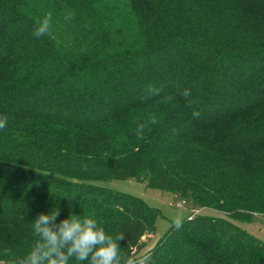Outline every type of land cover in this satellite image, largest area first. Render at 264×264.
<instances>
[{
    "label": "trees",
    "instance_id": "16d2710c",
    "mask_svg": "<svg viewBox=\"0 0 264 264\" xmlns=\"http://www.w3.org/2000/svg\"><path fill=\"white\" fill-rule=\"evenodd\" d=\"M0 116V259L58 208L137 255L158 212L97 184L116 179L222 214L173 225L151 264H264L239 226L264 218V0H0Z\"/></svg>",
    "mask_w": 264,
    "mask_h": 264
},
{
    "label": "clouds",
    "instance_id": "9594fccd",
    "mask_svg": "<svg viewBox=\"0 0 264 264\" xmlns=\"http://www.w3.org/2000/svg\"><path fill=\"white\" fill-rule=\"evenodd\" d=\"M69 13L65 19L70 20ZM52 28V13H47L37 22L33 35L37 38L49 35ZM188 90L182 95L188 96ZM198 116V113H193ZM8 117L0 116V130L7 127ZM60 209H53L50 213H41L33 221V232L38 239L30 252L22 259H0V264H69L76 261L88 264H151L150 254H125L120 242L126 239L124 233L108 234L94 218L70 216L56 223ZM184 218L177 214L173 224L178 230L182 227Z\"/></svg>",
    "mask_w": 264,
    "mask_h": 264
},
{
    "label": "rangeland",
    "instance_id": "374dc122",
    "mask_svg": "<svg viewBox=\"0 0 264 264\" xmlns=\"http://www.w3.org/2000/svg\"><path fill=\"white\" fill-rule=\"evenodd\" d=\"M127 37V36H124ZM123 37V39H124ZM98 185L111 190L122 192L130 196L142 199L148 206L157 210L158 215L155 220V232L146 240L142 248L137 253H151L162 237L174 225L173 219L177 214H182L184 220L193 214L204 216H222L218 211L211 209H196L189 201L180 196L168 192H162L158 189L146 188L144 184L132 180H108L97 182ZM180 206L177 207L176 205ZM247 233L254 238L264 242V218L250 222L239 223Z\"/></svg>",
    "mask_w": 264,
    "mask_h": 264
},
{
    "label": "built area",
    "instance_id": "2783aa9c",
    "mask_svg": "<svg viewBox=\"0 0 264 264\" xmlns=\"http://www.w3.org/2000/svg\"><path fill=\"white\" fill-rule=\"evenodd\" d=\"M176 206H177V207H179L180 205H179V204H177Z\"/></svg>",
    "mask_w": 264,
    "mask_h": 264
}]
</instances>
